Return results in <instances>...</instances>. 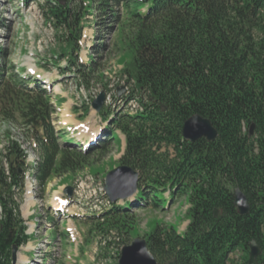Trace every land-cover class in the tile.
Masks as SVG:
<instances>
[{
	"label": "trees",
	"instance_id": "trees-1",
	"mask_svg": "<svg viewBox=\"0 0 264 264\" xmlns=\"http://www.w3.org/2000/svg\"><path fill=\"white\" fill-rule=\"evenodd\" d=\"M42 14L57 35L65 32L52 52L67 61L58 70L73 73L87 89L108 84L97 61L102 57L80 61L83 30L90 17L99 34L105 19L117 24L125 61L120 76L134 83L130 98L143 107L111 120L126 138L119 165L140 173L138 194L89 218L90 236L114 232L132 241L140 236L139 211L167 213L184 199L189 224L183 233L155 221L143 236L158 264H248L252 241L262 251L257 264H264V0H46ZM9 59L0 48V122L9 124L0 150V264H13V247L31 240L20 209L27 154L10 128L21 126L36 146L40 162L31 176L42 193L114 146L104 140L84 150L62 137L51 93ZM195 114L212 122L214 142L184 141L183 124ZM236 188L250 203L247 215L234 205ZM236 251L245 254L243 262L231 261Z\"/></svg>",
	"mask_w": 264,
	"mask_h": 264
},
{
	"label": "rangeland",
	"instance_id": "rangeland-1",
	"mask_svg": "<svg viewBox=\"0 0 264 264\" xmlns=\"http://www.w3.org/2000/svg\"><path fill=\"white\" fill-rule=\"evenodd\" d=\"M45 2V0H31L28 3L22 0H0V48L6 49L10 54L9 60L16 63L19 68H24L23 73L39 79L42 86L49 90L48 92L62 99L63 103L60 107L70 110L76 106L90 104L95 94L105 91L103 83L92 84L90 89H87L79 78H74L73 73L60 75L58 66L65 67L66 59L62 61L54 59L52 52L58 50V36H64L65 32L59 31L57 35L52 24L45 21L42 14ZM90 22H93V27L86 28L81 38L80 60L88 63L91 55L102 57L101 60L97 58V61H100L104 70L106 77L104 83H108L109 86L120 85L122 81L118 70L121 69L120 64L125 61L120 63L124 53L119 50L118 25L114 24L111 19H105L103 23L105 29L99 34L100 30H97L98 27L94 25L95 19L90 18ZM99 37L104 39L102 41L104 44H100ZM126 61H130L129 56ZM56 89H61L59 93L63 92V94H58ZM109 102L111 103L108 108L114 113L127 112L130 108L129 105L125 106L120 103L119 98L113 95ZM61 116L62 114L58 112L57 122L64 121ZM87 116L85 121L87 123H79L78 126L91 127L93 132L95 128L104 124L102 118L92 110ZM71 119L73 122V117ZM8 125L3 121L0 122V149L6 142L4 131L9 128ZM10 130L13 137L22 142L28 155V164H31L30 162L37 158L35 146L27 139L21 126L11 127ZM77 133L78 130L67 132L69 135ZM100 138H104V133L100 135ZM110 139H114L118 149L120 147L119 135L113 133ZM172 150L170 149L169 152L174 156L175 152ZM119 158L120 154L113 148V152L108 157L101 162L96 161L97 163L92 166L94 172L100 171L102 175L94 176L87 169L71 177L51 181L44 193L38 192L36 181L30 173L27 174L26 192L28 185L34 192L31 196L29 195L30 198L24 195L20 209L28 228L27 233L33 235V239L27 246L16 249L15 264H116L118 262L116 250L123 244L129 245L131 238L129 236L120 237L113 232L105 236L97 234L91 237L87 232L90 227V220L87 218L97 216L109 207V201L103 193V175L107 170L115 167ZM65 183L68 185L63 186ZM68 186L74 189L71 199L64 193V189ZM63 200L67 201L69 206L58 211L54 208V203H62ZM187 208V204L178 207L176 203L169 208L167 213L139 211L140 224L137 232L141 236L151 232L155 227V221L161 225H174L182 232L188 226L185 216ZM63 225L67 229H64ZM55 236H57L56 239ZM109 243L111 246L106 249L105 244ZM106 255L109 258H106ZM234 259L241 263L245 259V254L238 252Z\"/></svg>",
	"mask_w": 264,
	"mask_h": 264
},
{
	"label": "water",
	"instance_id": "water-1",
	"mask_svg": "<svg viewBox=\"0 0 264 264\" xmlns=\"http://www.w3.org/2000/svg\"><path fill=\"white\" fill-rule=\"evenodd\" d=\"M63 1L64 0H60ZM125 87H120L119 96L125 91ZM106 93L102 92L96 100H94L93 108L96 112H100L105 102ZM212 122L203 118L199 114L190 117L183 125V139L189 143H195L202 138L208 142L214 141L218 136V131L211 124ZM254 125L250 128V136L253 134ZM139 173L128 166H119L110 171L105 180L104 193L107 195L111 203H116L119 200L133 198L137 194L139 184ZM68 197H72L73 188L68 187L65 190ZM234 205L241 216L247 215L250 212V203L246 195L240 188L234 190ZM218 210H215L217 216ZM249 262L248 264H257L258 257L262 254L261 248L255 241H252L249 246ZM16 248L13 251V263H16ZM148 249L145 239L137 238L131 245L125 246L121 250L118 264H158L155 257ZM175 264V261L169 263Z\"/></svg>",
	"mask_w": 264,
	"mask_h": 264
},
{
	"label": "bare ground",
	"instance_id": "bare-ground-1",
	"mask_svg": "<svg viewBox=\"0 0 264 264\" xmlns=\"http://www.w3.org/2000/svg\"><path fill=\"white\" fill-rule=\"evenodd\" d=\"M60 89H56V92H60ZM86 135V130L85 132L81 133L80 136H85ZM90 139V143H93L95 140H97V134H93V135H89L87 136ZM26 183V182H25ZM31 194H33V192L31 191V187H29V185L27 186V192H26V197L30 198L29 195L31 196ZM57 200V199H56ZM62 202V201H61ZM66 206H68L66 201H63L62 203H54V208H57L58 211L60 210H64V208H66Z\"/></svg>",
	"mask_w": 264,
	"mask_h": 264
},
{
	"label": "crops",
	"instance_id": "crops-1",
	"mask_svg": "<svg viewBox=\"0 0 264 264\" xmlns=\"http://www.w3.org/2000/svg\"><path fill=\"white\" fill-rule=\"evenodd\" d=\"M75 123H77V122H76V121H73V122H72V124H75ZM123 151H124V144H123V142L121 141V145H120V148H119L118 152H119L120 154H122Z\"/></svg>",
	"mask_w": 264,
	"mask_h": 264
}]
</instances>
